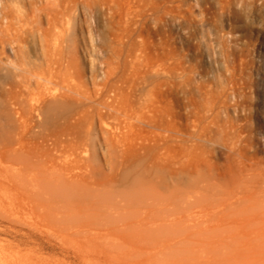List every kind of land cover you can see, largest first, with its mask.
Segmentation results:
<instances>
[{
  "label": "bare ground",
  "instance_id": "6f19581e",
  "mask_svg": "<svg viewBox=\"0 0 264 264\" xmlns=\"http://www.w3.org/2000/svg\"><path fill=\"white\" fill-rule=\"evenodd\" d=\"M95 6L0 0V190L9 194L10 220L28 224L27 214L30 225L47 224L68 238L181 237L189 209L188 136L184 124L164 120L156 93L175 81L184 86L185 70L142 59L136 9L123 17V30L128 21L133 30L110 35L92 21ZM257 101L261 150L247 149L241 113L217 118L215 131L206 120L198 137L200 191L206 203L230 204L242 221L264 226V81ZM212 148L226 154L221 174L208 158ZM160 264L201 263L184 256Z\"/></svg>",
  "mask_w": 264,
  "mask_h": 264
},
{
  "label": "rangeland",
  "instance_id": "374dc122",
  "mask_svg": "<svg viewBox=\"0 0 264 264\" xmlns=\"http://www.w3.org/2000/svg\"><path fill=\"white\" fill-rule=\"evenodd\" d=\"M94 1L92 21L108 29L110 35L126 28L125 33H130L134 28L131 21L132 26L128 21L123 30L124 12L136 9L142 59L185 70L186 84L175 81L162 87L156 100L164 120L172 121L176 128L184 124L187 131V230L167 241L140 236L68 238L47 224L30 225L27 214L28 224L12 223L9 194L0 190V264H125L121 256L131 258L126 264L147 260L160 264L184 256L201 264L262 263L264 226L242 221L230 204L204 200L200 191L203 150L198 137L206 120H211L210 128L215 131L217 118L225 122L234 111L241 113L239 124L247 136V149H263L262 130L256 122L260 117L257 94L264 81V0ZM78 58L87 78L88 63L80 49ZM208 158L221 174L227 162L224 151L212 148ZM97 228L105 229L102 223Z\"/></svg>",
  "mask_w": 264,
  "mask_h": 264
}]
</instances>
